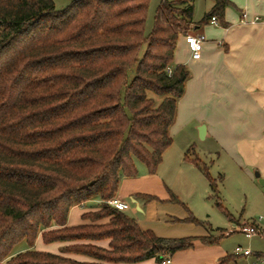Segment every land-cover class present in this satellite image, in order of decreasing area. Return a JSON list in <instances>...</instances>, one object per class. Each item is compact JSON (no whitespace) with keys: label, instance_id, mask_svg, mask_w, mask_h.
<instances>
[{"label":"trees","instance_id":"16d2710c","mask_svg":"<svg viewBox=\"0 0 264 264\" xmlns=\"http://www.w3.org/2000/svg\"><path fill=\"white\" fill-rule=\"evenodd\" d=\"M213 1L197 23L194 0H162L146 33L150 0H70L60 10L55 0H0V262H160L224 235L161 237L107 202L138 161L157 172L191 77L175 61L178 40L213 16L223 21L233 3ZM93 198L101 203L83 215L90 222L68 225L71 209ZM39 238L65 244L44 251Z\"/></svg>","mask_w":264,"mask_h":264},{"label":"crops","instance_id":"0c3cea01","mask_svg":"<svg viewBox=\"0 0 264 264\" xmlns=\"http://www.w3.org/2000/svg\"><path fill=\"white\" fill-rule=\"evenodd\" d=\"M231 1L233 5L226 8L223 21L218 19L219 24H213L211 19L201 26L196 24L193 32L202 33L206 37L201 58L196 60L191 57L192 53L183 35L178 40L175 61L190 65L196 75H191L190 81L188 80L189 84H193L192 98L190 95L188 100L193 105L202 103V122H206L208 131L206 137L212 135L225 149L235 154L246 153L251 157L254 152L264 154V0ZM213 5L214 1L204 15ZM244 13H247L245 22L242 21ZM180 50H184L183 59L177 57ZM190 89L186 87L184 97ZM196 159L193 158L192 162ZM137 167L136 176L122 178L116 195L130 203V207L124 212L134 217L144 230H152L161 237L179 238L183 234L175 232V226L188 216L172 200L175 192L169 188L171 185L158 170L152 174L140 161L137 162ZM100 203L99 198H93L83 205L74 206L67 224L73 226L90 222L83 215L99 209ZM86 205H90V208ZM246 221L233 219L234 230L237 224ZM189 236L206 237L210 234L206 232V235L199 233ZM97 243L109 247V240ZM64 244L57 243L59 250L55 253H61L60 248ZM263 246L251 249L259 252ZM217 248V244H207L197 239L190 249L179 250L170 257L172 264H218L223 258L233 255L229 263L239 264L240 254ZM66 255L78 260H89L81 254ZM255 257L256 255H252L251 261ZM134 264L159 262L152 258Z\"/></svg>","mask_w":264,"mask_h":264},{"label":"rangeland","instance_id":"374dc122","mask_svg":"<svg viewBox=\"0 0 264 264\" xmlns=\"http://www.w3.org/2000/svg\"><path fill=\"white\" fill-rule=\"evenodd\" d=\"M55 2L58 10L71 3L70 0H55ZM161 2L162 0H150L145 25L146 33H151L154 16ZM212 2L213 0H194L195 22L202 20L204 12ZM183 52L184 50L178 51L179 59L185 58ZM187 66L191 75L195 77L191 66ZM190 84L187 85L191 88L187 96H183L178 102L177 117L171 127L173 141L164 152L158 172L166 178L171 185L169 188L180 200L175 204L177 203L187 216L190 214L196 216L202 224L190 223L185 218L181 220V224L174 225L175 232L183 234L182 236L199 233L206 235V232L215 236L223 233L224 235L220 236L216 243L217 249L221 248L228 253H234L237 245L259 249L264 242L260 236L248 237L239 229L234 230L233 220L231 221L225 211L236 220L251 221L264 217V154L254 152L251 157L245 155L246 153L235 154L216 142L212 135L202 139L198 129L202 123V103L193 105L191 100H188L193 94V84ZM193 158H199L207 163L211 177L215 178L218 184L217 190L212 189L207 175L196 166L195 162H192ZM86 206L90 208V205ZM261 223L264 225V219ZM226 231L229 233L226 234ZM56 245L57 243H45L42 238L36 242V248L44 251L57 252L59 247L57 248ZM23 248L25 245L20 246V249ZM238 260L239 264L252 262L251 257L243 255H240Z\"/></svg>","mask_w":264,"mask_h":264},{"label":"built area","instance_id":"2783aa9c","mask_svg":"<svg viewBox=\"0 0 264 264\" xmlns=\"http://www.w3.org/2000/svg\"><path fill=\"white\" fill-rule=\"evenodd\" d=\"M258 17H256L257 19ZM242 21H247V13H244L242 16ZM211 22L213 24H219L217 16H213L211 18ZM206 37L202 33H192L189 32L185 35V41L188 45V48L190 50L191 57L193 59H200L202 55V50L204 46V41ZM171 71V70H169ZM107 202L122 211H125L130 207V203L121 199L118 196H113L110 199L107 200ZM264 219L263 216H261L258 220L254 219L251 221H246L242 224H239L235 227V229H239L241 232L245 233L248 237L252 236H260V238L264 241V226L262 225L261 221ZM235 252L237 254L243 255V256H251L256 255L255 259L250 264H264V246L259 252H255L251 248H244L243 246L239 245L235 248ZM0 264H3V262H0ZM159 264H172V258L170 255H165L163 259L159 262ZM232 264V263H229Z\"/></svg>","mask_w":264,"mask_h":264},{"label":"water","instance_id":"95a60500","mask_svg":"<svg viewBox=\"0 0 264 264\" xmlns=\"http://www.w3.org/2000/svg\"><path fill=\"white\" fill-rule=\"evenodd\" d=\"M198 129H199V135H200V137L202 138V139H204L205 137H206V134H207V125H206V122H202L200 125H199V127H198Z\"/></svg>","mask_w":264,"mask_h":264}]
</instances>
